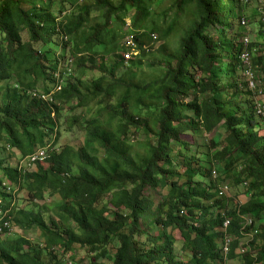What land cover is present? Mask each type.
I'll list each match as a JSON object with an SVG mask.
<instances>
[{
  "label": "trees",
  "instance_id": "trees-1",
  "mask_svg": "<svg viewBox=\"0 0 264 264\" xmlns=\"http://www.w3.org/2000/svg\"><path fill=\"white\" fill-rule=\"evenodd\" d=\"M246 6L0 0V264H264V123L239 57L263 86L264 60ZM140 134L148 154L131 152Z\"/></svg>",
  "mask_w": 264,
  "mask_h": 264
},
{
  "label": "rangeland",
  "instance_id": "rangeland-1",
  "mask_svg": "<svg viewBox=\"0 0 264 264\" xmlns=\"http://www.w3.org/2000/svg\"><path fill=\"white\" fill-rule=\"evenodd\" d=\"M258 4H259V0L249 1L248 4H247V6H246V9H245V17H244L245 19H243L244 23H246V21L249 22L250 33H251L252 38L254 40H257L261 35H263L262 32L260 31V26L262 25V23L259 21L258 14H256L255 16H252L253 15V12H254V9H256V7H257ZM223 19L224 18H222V20ZM125 24L126 25L124 26V28L126 30V28H128L127 27L128 26L127 19L125 21ZM23 37H25V34L23 35ZM240 39H241V37H240ZM176 41H177L176 38L173 39V42L174 43H176ZM155 46H158V43ZM133 53H135V51H133ZM222 54H225V53L223 52ZM258 70L260 71V67H258ZM121 74L123 75V72H121ZM211 135L212 134H208L205 137L206 138H209ZM142 139H144V138L142 137V134H140L138 136V138H136L132 142V144H131V152L133 154H139V155H143L144 153H147L148 154L149 151L147 152L146 145L144 144V142H143ZM81 140H82V137H80V133L79 132H75L73 134V136H71L70 138L67 139V142H69L73 146H78V145L81 144ZM4 148H5V146L0 144V157H2V155L4 154L5 151H7V149H4ZM9 152H8V156H11ZM15 152H16V156L17 157H15L14 155H12V156L15 157V158H20L19 159L21 161L20 163H23V164L28 163V160H27L26 157L23 158L19 152H17V151H15ZM228 187H229V185H228ZM239 188H242L241 185L239 186ZM227 193L228 194L234 193V189L232 187H230L228 189ZM19 195H22V193H20ZM156 195H158V194H156ZM57 198H58L57 195H55L53 197H50V196L46 195L45 199L39 200V201H37V203L39 205H42V204H45L46 205V204L52 203L53 200L56 202L57 201ZM38 233H39L38 232V229H29V230L23 231L22 229L17 228V227H14L13 225H11L9 236H14V235L18 234V235H21V236L26 237L27 239H29L32 242H37L39 240ZM249 238H250V235L247 234V236H245V238L241 239V241H243V243H244ZM240 244H242V242ZM82 252L79 250V252L76 253L75 256L77 258H80L82 256V254H81ZM68 255L69 254H67V256ZM67 256H65V257H67ZM231 263L237 264L235 261H232ZM66 264H69V263L67 262Z\"/></svg>",
  "mask_w": 264,
  "mask_h": 264
},
{
  "label": "clouds",
  "instance_id": "clouds-1",
  "mask_svg": "<svg viewBox=\"0 0 264 264\" xmlns=\"http://www.w3.org/2000/svg\"><path fill=\"white\" fill-rule=\"evenodd\" d=\"M247 4H248V2H249V0H244ZM254 10H256V12L259 14L258 15V17H259V21L262 23V25L260 26V29H261V32H262V38H261V40H260V42L257 44V40L255 41V44L253 45V48H251L250 50H251V53H252V55H256V57H257V55H261L262 57H263V60H264V49H261L260 47H264V14L258 9V5H257V7H256V9H254ZM243 19H245V18H241L240 19V24L241 25H246L247 23H244V21H243ZM247 22V21H246ZM240 41L243 43V47L245 48L249 43H254V41L252 40V38L250 37V35L248 34V32H245L242 36H241V39H240ZM246 41V45L244 44V42ZM257 44V45H256ZM242 47V48H243ZM247 52L248 53V60H247V65H249L250 67L252 66L251 64H253L252 63V61H251V58H250V54H249V51L248 50H244L243 49V51L241 52V54L243 53V52ZM241 54H240V60H241V62H242V64H244L245 65V63L243 62V59H242V57H241ZM258 66H259V64H258ZM256 68H258V67H256ZM254 70V69H253ZM262 84H263V82H262ZM263 98H264V94H263V96H262V99L261 100H263ZM256 99V98H255ZM257 100V99H256ZM255 104V103H254ZM253 109V108H252ZM253 114H254V116H255V118H256V120H258V122L261 124V123H263L262 121H260V119L257 117V115L254 113V111H253ZM259 133L260 134H262V135H264V126H262V125H260L259 126ZM38 151H40V150H37L36 152H35V154L38 152ZM33 157V156H32ZM32 157H31V160H33V161H35L34 159H32ZM27 158V157H26ZM37 161H39V159H37ZM4 223H7V224H4ZM4 223H3V227H7L8 229H9V232H10V228H11V224H10V222H8V221H4ZM227 223V220H225L224 222H223V224L225 225ZM249 226V225H251L252 227H254L255 226V222H254V220L253 219H251V217H246L245 218V220H244V226L246 227V226ZM1 228V227H0ZM0 231H1V229H0ZM228 242H229V239L228 238H226V241H225V244H224V246H223V249H222V252H223V254H226V252H227V247H228ZM237 250H239V252L240 251H242L243 250V248H239L238 247V249Z\"/></svg>",
  "mask_w": 264,
  "mask_h": 264
},
{
  "label": "built area",
  "instance_id": "built-area-1",
  "mask_svg": "<svg viewBox=\"0 0 264 264\" xmlns=\"http://www.w3.org/2000/svg\"><path fill=\"white\" fill-rule=\"evenodd\" d=\"M258 9L264 14V0H259ZM246 45V41L244 42ZM127 56V55H125ZM243 62L245 63L244 67V75L247 77L248 81V89L251 90L255 94V98L257 99L255 104L253 105V111L257 115V117L264 123V102L262 99L263 96V84L260 80L256 79L257 72H255L249 65H247L248 53L245 51L241 54ZM255 76V77H254ZM256 80H255V79ZM35 157L39 160L44 158L43 150L38 151L32 159ZM7 224V223H4ZM1 229V228H0Z\"/></svg>",
  "mask_w": 264,
  "mask_h": 264
}]
</instances>
